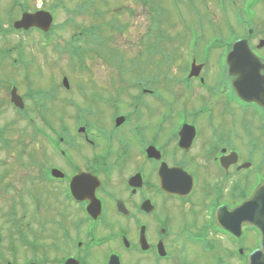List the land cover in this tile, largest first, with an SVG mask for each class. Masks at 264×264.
Returning a JSON list of instances; mask_svg holds the SVG:
<instances>
[{
	"label": "flooded vegetation",
	"instance_id": "flooded-vegetation-1",
	"mask_svg": "<svg viewBox=\"0 0 264 264\" xmlns=\"http://www.w3.org/2000/svg\"><path fill=\"white\" fill-rule=\"evenodd\" d=\"M168 1L194 14V21L183 14L170 23L186 31L185 44L170 50L177 37L158 32L156 16L145 27L133 16L146 43L134 41L131 64L108 47L110 18L89 17L71 53L88 80L44 82L35 54L0 49L4 58L21 56L23 65L7 74L13 80L0 77V85L11 82L5 105L26 125L14 143L10 126L0 135V264H191L184 256L191 251L208 264H254L264 237L255 216L264 213V190L256 191L264 186V38L254 26L260 4L199 0L200 10L195 0ZM8 7L18 8L17 18L3 11L11 23L44 9L26 0ZM219 23L227 34L208 32ZM31 31L44 35L24 33ZM242 38L260 62L244 57L245 73L239 56L227 61ZM93 59L112 73L93 77ZM13 86L22 109L11 103ZM245 201L246 211L235 214ZM35 227L41 233L32 235Z\"/></svg>",
	"mask_w": 264,
	"mask_h": 264
},
{
	"label": "rangeland",
	"instance_id": "rangeland-1",
	"mask_svg": "<svg viewBox=\"0 0 264 264\" xmlns=\"http://www.w3.org/2000/svg\"><path fill=\"white\" fill-rule=\"evenodd\" d=\"M12 0H0V27H2L4 30L9 29L11 27V21L13 18H17L18 16V8L10 9L8 6L11 5ZM20 2L23 0H19ZM61 7H57L54 9L55 12V18H54V25L56 26L54 28V33L51 35V39L53 43L50 46H44L46 48V53H41L39 48L43 45L44 40H39L38 36L34 31H31V33H24L22 31L19 32H10L8 34H5L4 36H0V49L4 48H10L12 45L21 42L23 43L24 49H26L25 54L26 56L30 53L35 54V57H37L36 61L40 65L43 66L42 70V78L44 79V82L49 80L50 78H54L56 82L58 83L59 80L61 81L63 75L66 73L69 76V80L75 81V80H88L90 79L91 74H88L87 72H82L78 70V68H75L72 66V62L69 60V54L67 51V46L75 44L73 41V35L81 29V27L88 26L89 25V17L100 15L101 13L103 16H107L110 18V24L109 26V33L112 34L113 39H110V42L108 44V47L111 49L114 47V49H118L117 53L120 54L123 59L126 61L127 64H131L134 62L135 59V53H137L136 46L134 41L137 40L138 37L140 39H143V42H145L144 38V32L145 29H140L135 24V18L133 16H139L137 18V21L139 22V26L141 24V27H145L148 24V21L146 17L152 16L154 13L160 12V17L164 20L162 22V25H160L161 28H165L167 32H172L173 35H175L177 38L175 39L176 43L173 45H169L167 48L171 50V48L180 47L182 43L185 44L186 38L184 37L186 35V31L181 27V25L174 24L171 27V21L172 17H178V8L170 1L168 0H144L142 4H139L138 0H59ZM198 2V6L201 10V4L199 0H195ZM26 2L30 5V9H33L39 5H43L45 9H49L51 4L53 3L51 0H26ZM87 4L83 6L84 12L78 11L79 8H81V5ZM182 6V4H180ZM156 8V12L155 9ZM5 9V10H4ZM94 9H96L99 13H97ZM257 13V17L255 19V29L258 31V36L256 38H264V4L258 5V7L255 9ZM3 11H6V13L11 14L14 12V17L11 19H8L5 13L3 16ZM216 11V9H215ZM80 13V14H78ZM185 15L191 17L189 18L191 21H194V18L192 17L194 14L190 10L185 11ZM218 17V13H217ZM88 18V19H87ZM4 19V20H1ZM102 20V19H101ZM147 20V21H146ZM218 22V19L216 20V23ZM191 25H187V33L192 32L193 28ZM214 29L209 27L208 29L209 33L216 32V33H222L227 34L228 27L224 23H219L214 25ZM119 32H122L119 34ZM141 33V35H140ZM181 36H180V35ZM209 37V36H207ZM257 39V40H258ZM98 40V39H97ZM257 40H254L258 42ZM57 44L60 49H63L61 52L60 57L52 51L53 46ZM148 46H152L147 43ZM165 47V44H160L157 47L162 48ZM145 47V46H144ZM158 48V49H159ZM15 53L19 51L18 48H15ZM32 50V51H30ZM12 57H10L9 61L4 60V57L0 54V75L3 79L7 80L8 75L11 76L10 73H12V69H14V66L12 65V60L16 59L17 56L14 54H11ZM60 59V60H58ZM49 60V62H48ZM75 62V60H73ZM117 60L114 59L112 63H116ZM50 63V64H49ZM55 63V67H48ZM88 63V62H87ZM103 62H99L96 60H92L89 64H91L92 67L95 68V73L92 75L95 78L103 77V76H109L112 72L107 71V69L101 70L97 64H101ZM49 64V65H48ZM35 65V62H34ZM53 66V65H52ZM37 73V71H32ZM45 73V75H43ZM8 74V75H7ZM66 74V75H67ZM33 75V74H32ZM36 75V74H35ZM15 79H19V75H15ZM9 81V80H8ZM9 98V83L5 85H0V102H2L3 106V114L0 116V127H2L5 124H8L10 120H15L16 123L10 127L9 135L7 133V137H11L12 140H14L12 143L16 142L18 140V135L21 131V129H24L26 127L25 123L21 119H17L13 110L9 108L7 105V100ZM2 99V100H1ZM4 154V153H3ZM0 158H3V155H0ZM13 178V176H12ZM15 229H12L14 231ZM16 231V230H15ZM14 231V232H15ZM34 233H41V230L38 227H35L32 235ZM7 234V233H6ZM3 243L6 245V240L4 239ZM0 249H3V247L0 246ZM22 251V248L20 245H17V253L20 254ZM6 253V252H5ZM185 257H187L191 264H208L207 261H204L199 258V254L195 252H189L184 254ZM9 264V263H8Z\"/></svg>",
	"mask_w": 264,
	"mask_h": 264
},
{
	"label": "water",
	"instance_id": "water-1",
	"mask_svg": "<svg viewBox=\"0 0 264 264\" xmlns=\"http://www.w3.org/2000/svg\"><path fill=\"white\" fill-rule=\"evenodd\" d=\"M51 22H52V17L47 11H37L35 13H24L20 20L14 22L13 26H14V28H17V29L18 28L28 29L29 27H37L43 31H48L50 26H51ZM240 48L246 49V52H242L240 50ZM231 53H232V55H234L233 57L239 56V58H241V60L239 61V64L243 65V66L239 67V70H240L239 73L247 72L249 70L250 61L247 59H243V58H244V56H245V58H247V57L251 58L253 56V54L249 51V48L246 44V41L245 40L237 41L233 45V51ZM228 63L230 64V59H229ZM255 70L258 71L259 69L255 68ZM12 101L16 105L21 106L20 105V98L15 94L14 89H12ZM263 190H264V186L261 185L258 187V189L256 191L258 193H261ZM246 205H247L246 201L243 202L242 205H240L238 208L235 209L234 213L240 214L241 212L246 211ZM258 214L261 216V218H262V216H264L263 212H260V213L256 212L255 216H257ZM260 216H258L259 217V223H257V224H259V227L263 228L264 225L262 223H260ZM229 224H230V222H229ZM233 224L237 225V227L239 229L240 221L233 220L231 225H233ZM233 232H236V231L233 229ZM254 256H255L254 262H253L254 264H264V237L262 239L260 249L254 253Z\"/></svg>",
	"mask_w": 264,
	"mask_h": 264
},
{
	"label": "trees",
	"instance_id": "trees-1",
	"mask_svg": "<svg viewBox=\"0 0 264 264\" xmlns=\"http://www.w3.org/2000/svg\"><path fill=\"white\" fill-rule=\"evenodd\" d=\"M56 6L59 8V7H61V5L58 3V4H56V3H53V8H56ZM154 16H156V18H157V22H158V32H164V31H166L165 30V28H161L160 27V25H161V23H162V21H161V17H160V14H156V15H154ZM163 26V25H162ZM2 27H0V29H1ZM96 41H99V40H96ZM68 48H67V51H68V54L69 55H71V53H72V45H70V46H67Z\"/></svg>",
	"mask_w": 264,
	"mask_h": 264
}]
</instances>
